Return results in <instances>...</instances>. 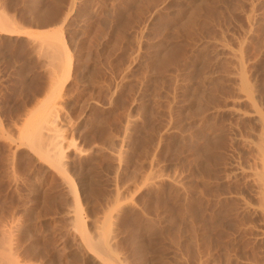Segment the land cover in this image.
<instances>
[{"label": "rangeland", "instance_id": "obj_1", "mask_svg": "<svg viewBox=\"0 0 264 264\" xmlns=\"http://www.w3.org/2000/svg\"><path fill=\"white\" fill-rule=\"evenodd\" d=\"M52 107L59 167L41 153ZM15 258L264 264V0H0V264Z\"/></svg>", "mask_w": 264, "mask_h": 264}, {"label": "bare ground", "instance_id": "obj_2", "mask_svg": "<svg viewBox=\"0 0 264 264\" xmlns=\"http://www.w3.org/2000/svg\"><path fill=\"white\" fill-rule=\"evenodd\" d=\"M58 31V30H57ZM46 32V31H45ZM44 33V32H43ZM43 33H41V35H43ZM48 33V32H47ZM44 34H46V33H44ZM58 34H60L59 32H58ZM58 34H54V35H58ZM40 35V36H41ZM47 35V34H46ZM52 35V34H51ZM53 35V36H54ZM52 36V37H53ZM57 37H59V36H57ZM60 38V37H59ZM52 39V38H51ZM47 40V39H46ZM55 40V39H54ZM44 41V40H43ZM56 41H57V39H56ZM53 42V41H52ZM51 42V43H52ZM62 42V41H61ZM60 42V43H61ZM54 43V42H53ZM52 43V44H53ZM56 43V42H55ZM58 43H59V41H58ZM63 43V42H62ZM48 44H50V43H48ZM54 45V44H53ZM61 45V44H60ZM49 46H51V45H49ZM48 46V47H49ZM56 47H57V45H56ZM59 48H60V46H58ZM63 47V46H62ZM53 48V47H52ZM59 48H58V50H59ZM50 49H51V47H50ZM53 50V49H52ZM51 50V51H52ZM55 50H57V49H55ZM64 50H65V48H64ZM55 52V51H54ZM65 52V51H64ZM59 54V53H58ZM54 55H55V53H54ZM58 56H61V53H60V55H58ZM65 56H67V55H65ZM55 57H57V55L55 56ZM69 57L67 56V59H68ZM59 59V58H58ZM67 59H66V61H67ZM56 60V59H55ZM63 61V60H62ZM61 61V62H62ZM57 62V61H56ZM67 65H69V64H66V68L68 69V67H67ZM62 66H63V64H62ZM62 68V67H61ZM67 69H65V70H67ZM62 73V72H61ZM67 73H68V71H67ZM65 74V73H64ZM61 78V77H60ZM52 99V97L50 96V97H48L47 99H48V101H47V99H46V101H44L43 102V105H45V102L46 103H48L49 102V100L50 99ZM51 101V100H50ZM57 105V104H56ZM43 108V107H42ZM45 108V107H44ZM43 108V109H44ZM54 107H52V109H53ZM58 113V112H57ZM57 114H56V110L54 111V109L53 110H51V109H49L47 112H45V114H43V123L45 122V124L46 125H44L43 126V128H46V129H48L49 131H51L54 127L53 126H55V128L57 129V125H56V121H57ZM60 119V118H59ZM55 124V125H54ZM60 126V125H59ZM62 126V125H61ZM53 127V128H52ZM54 128V129H55ZM53 129V130H54ZM53 130H52V132H53ZM35 131H37V132H35L34 134H36L35 136H41V134L43 135L44 133L42 132V128L41 129H38V130H35ZM39 131H40V134H39ZM63 131V130H62ZM42 132V133H41ZM55 133H52L53 134V136H52V134H48L49 135V140L48 139H46L47 141H49L48 143H49V145H51V147L49 148L48 147V149L46 150V148L44 149V150H41V153L43 154V156H47L46 158H51L52 159V161H54V164L56 163L57 165H58V167H59V165L61 164V158L63 157V153H64V148L65 147H63L64 145V141H66L65 140V137H63V138H61L60 136H62L61 134L62 133H60L61 132V129H60V127L57 129V130H55L54 131ZM58 137L60 138V139H58ZM39 139L41 138V137H38ZM37 138V139H38ZM35 139V138H34ZM35 142H36V140H34ZM38 142H39V140L37 141V145H38ZM48 145V144H47ZM36 148V147H35ZM43 151V152H42ZM39 155V154H38ZM50 159V160H51ZM53 164V165H54ZM62 167V166H61ZM63 180V179H62ZM66 180V179H65ZM70 180V179H69ZM68 181V180H67ZM72 182V181H71ZM65 183H66V181H65ZM71 188H72V186H71ZM74 191V190H73ZM75 192V191H74ZM76 193V192H75ZM75 196H76V194H75ZM75 205H76V203H75ZM77 207V206H76ZM75 207V208H76ZM41 212V211H40ZM77 212V211H76ZM75 215V214H74ZM76 220H77V218H76ZM76 222V221H75ZM77 226V225H76ZM10 229V228H9ZM74 230V229H73ZM76 232V231H75ZM98 232V231H97ZM99 233V232H98ZM5 234V233H4ZM71 235V234H70ZM97 235V234H96ZM12 236V235H11ZM30 236V235H29ZM31 237V236H30ZM85 237V236H84ZM99 237H100V235H99ZM13 238V237H12ZM32 238V237H31ZM95 238V237H94ZM7 239V238H6ZM30 239V238H29ZM75 239V238H74ZM90 239V238H89ZM88 239V242H89V244L91 243V245L92 246H90L94 251H97V250H99L100 249V252H101V249H103L104 247L102 246V242H97V241H93V240H89ZM97 239V238H96ZM95 239V240H96ZM101 239V238H100ZM99 239V240H100ZM12 240V239H11ZM71 240V239H70ZM102 240V239H101ZM100 240V241H101ZM4 241V240H3ZM86 241V240H85ZM92 241V242H91ZM79 242V241H78ZM73 243V242H72ZM102 243V244H101ZM5 244V243H4ZM8 244V243H7ZM6 244V245H7ZM11 244V243H10ZM15 244V243H14ZM36 244V243H35ZM42 245V244H41ZM69 245V244H68ZM104 245V244H103ZM10 246L11 245H9L8 247L10 248ZM13 246V245H12ZM103 248H102V247ZM39 247V246H38ZM66 247V246H65ZM78 247V246H77ZM83 248V247H82ZM12 249V248H11ZM43 249V248H42ZM46 249V248H45ZM111 249V248H110ZM17 250V249H16ZM15 250V251H16ZM12 251H13V249H12ZM107 251V250H106ZM112 251V250H111ZM26 252V251H25ZM48 252V251H47ZM103 252V251H102ZM105 252V251H104ZM104 252L102 253V254H104ZM3 253V252H2ZM13 253V252H12ZM29 253V252H28ZM28 253H27V255H28ZM33 253V252H32ZM43 253V252H42ZM50 253V252H49ZM96 253V252H95ZM97 253H98V251H97ZM114 253V252H113ZM23 254V253H22ZM47 254V253H46ZM101 254V253H100ZM107 254V253H106ZM109 254V253H108ZM5 255V254H4ZM3 255V256H4ZM43 255V254H42ZM99 255V254H98ZM6 256V255H5ZM12 256H14V255H12ZM25 256V255H24ZM44 256V255H43ZM47 256V255H46ZM101 256V255H100ZM112 256V255H111ZM9 257H11V256H9ZM18 257V256H17ZM32 257V256H31ZM36 257V256H35ZM76 257V256H75ZM13 258V257H12ZM19 258V257H18ZM103 258V257H102ZM109 258V257H108ZM10 259V258H9ZM42 259V258H41ZM77 259V258H76ZM106 259V258H105ZM105 259H103V262H104V260ZM15 260V262H14V264H21V261H19V259H17V258H15L14 259ZM14 260H12V262L14 261ZM94 260H96V262L98 261L99 263H101L102 261H101V258H99L98 256L96 257V258H94ZM107 260V259H106ZM113 260V259H112ZM26 261V260H25ZM38 261H40V260H38ZM57 261V260H56ZM60 261V260H59ZM81 261V260H80ZM108 261V260H107ZM124 261V260H123ZM68 262V261H67ZM26 263V262H25ZM49 263V262H48ZM85 263V262H84ZM90 263V262H89ZM88 263V264H89ZM3 264V263H2ZM12 264V263H11ZM29 264V263H28ZM33 264V263H32ZM36 264V263H35ZM50 264V263H49ZM55 264H57V262L55 263ZM60 264H61V262H60Z\"/></svg>", "mask_w": 264, "mask_h": 264}]
</instances>
